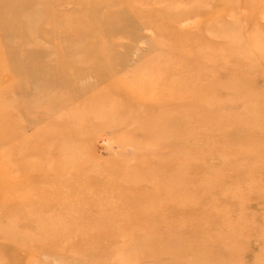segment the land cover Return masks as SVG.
I'll return each instance as SVG.
<instances>
[{
    "label": "rangeland",
    "instance_id": "obj_1",
    "mask_svg": "<svg viewBox=\"0 0 264 264\" xmlns=\"http://www.w3.org/2000/svg\"><path fill=\"white\" fill-rule=\"evenodd\" d=\"M0 264H264V0H0Z\"/></svg>",
    "mask_w": 264,
    "mask_h": 264
}]
</instances>
